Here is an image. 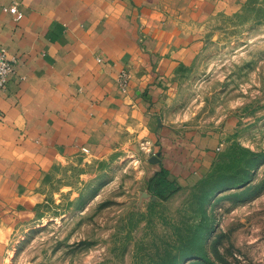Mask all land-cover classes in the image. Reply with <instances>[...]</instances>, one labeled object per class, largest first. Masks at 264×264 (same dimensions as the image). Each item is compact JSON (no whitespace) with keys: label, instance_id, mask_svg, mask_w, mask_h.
<instances>
[{"label":"rangeland","instance_id":"obj_1","mask_svg":"<svg viewBox=\"0 0 264 264\" xmlns=\"http://www.w3.org/2000/svg\"><path fill=\"white\" fill-rule=\"evenodd\" d=\"M208 6L171 70L174 138L55 162L0 210V264H264V0Z\"/></svg>","mask_w":264,"mask_h":264},{"label":"crops","instance_id":"obj_2","mask_svg":"<svg viewBox=\"0 0 264 264\" xmlns=\"http://www.w3.org/2000/svg\"><path fill=\"white\" fill-rule=\"evenodd\" d=\"M12 1L0 0V48L18 57L0 92V210L83 148L103 158L174 138L171 70L200 46L210 0H16L18 20L2 9Z\"/></svg>","mask_w":264,"mask_h":264},{"label":"built area","instance_id":"obj_3","mask_svg":"<svg viewBox=\"0 0 264 264\" xmlns=\"http://www.w3.org/2000/svg\"><path fill=\"white\" fill-rule=\"evenodd\" d=\"M3 11L10 13L15 20H18L22 12L19 8L18 1H12L10 4L2 7ZM99 61H103V58L97 57ZM18 62L17 56H8L7 50L5 47L0 48V92L3 91L6 87V83L9 75L15 71L16 64ZM117 81L122 89H125V86L128 81V73L125 70H122L117 77ZM2 116L0 114V120ZM83 151L88 152L87 149L83 148Z\"/></svg>","mask_w":264,"mask_h":264},{"label":"trees","instance_id":"obj_4","mask_svg":"<svg viewBox=\"0 0 264 264\" xmlns=\"http://www.w3.org/2000/svg\"><path fill=\"white\" fill-rule=\"evenodd\" d=\"M168 170L166 168H161L160 170L156 171L151 178L150 186L155 193V195L159 197H164L166 186L169 184L167 180Z\"/></svg>","mask_w":264,"mask_h":264}]
</instances>
